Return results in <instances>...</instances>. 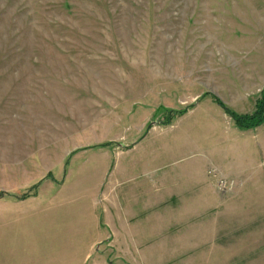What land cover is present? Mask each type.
<instances>
[{
	"label": "rangeland",
	"instance_id": "obj_1",
	"mask_svg": "<svg viewBox=\"0 0 264 264\" xmlns=\"http://www.w3.org/2000/svg\"><path fill=\"white\" fill-rule=\"evenodd\" d=\"M263 88L264 0H0V264H264Z\"/></svg>",
	"mask_w": 264,
	"mask_h": 264
},
{
	"label": "crops",
	"instance_id": "obj_2",
	"mask_svg": "<svg viewBox=\"0 0 264 264\" xmlns=\"http://www.w3.org/2000/svg\"><path fill=\"white\" fill-rule=\"evenodd\" d=\"M140 186L135 188L133 194L127 196L126 200H124L125 202L119 199V204L116 207L120 227H127L131 231L136 230L140 226L139 222L142 218L151 216V214L146 215L147 211L152 213V198L149 195V191H146L145 188L144 192L141 193L138 190ZM142 214H144V217Z\"/></svg>",
	"mask_w": 264,
	"mask_h": 264
},
{
	"label": "trees",
	"instance_id": "obj_3",
	"mask_svg": "<svg viewBox=\"0 0 264 264\" xmlns=\"http://www.w3.org/2000/svg\"><path fill=\"white\" fill-rule=\"evenodd\" d=\"M217 103L223 107V109L234 119L235 124L239 127V128H252L255 127L256 125H258L259 123L262 122L263 118H264V88L261 91V98L259 99V101L256 104V111L254 113H252L251 115H237L234 112H232L231 110H229L228 108H226L225 106H223L222 103H220L219 101H217ZM37 187L33 186L31 188V191H35ZM3 194L0 193V197ZM31 193L26 192L21 194L20 196L18 195H13L11 197H13L14 199H24L27 198L28 196H30Z\"/></svg>",
	"mask_w": 264,
	"mask_h": 264
},
{
	"label": "built area",
	"instance_id": "obj_4",
	"mask_svg": "<svg viewBox=\"0 0 264 264\" xmlns=\"http://www.w3.org/2000/svg\"><path fill=\"white\" fill-rule=\"evenodd\" d=\"M216 183H217V186L219 187V189H221V190H225V189L231 188L233 186L232 181H228V180L223 179V178H218Z\"/></svg>",
	"mask_w": 264,
	"mask_h": 264
}]
</instances>
